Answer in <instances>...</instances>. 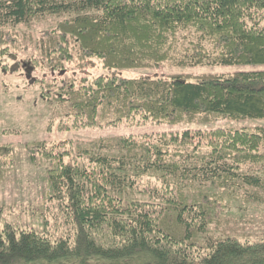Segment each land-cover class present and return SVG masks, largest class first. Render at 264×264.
I'll return each instance as SVG.
<instances>
[{
  "label": "trees",
  "instance_id": "obj_1",
  "mask_svg": "<svg viewBox=\"0 0 264 264\" xmlns=\"http://www.w3.org/2000/svg\"><path fill=\"white\" fill-rule=\"evenodd\" d=\"M47 20L38 37L17 35ZM27 48L32 69L54 72L92 58L106 69L262 68L264 0H0V59ZM44 84L48 132L182 129L0 143L1 181L18 151L46 181L41 228L0 219V264H264L263 217L245 227L228 212L264 205V126H210L264 120V70Z\"/></svg>",
  "mask_w": 264,
  "mask_h": 264
},
{
  "label": "rangeland",
  "instance_id": "obj_2",
  "mask_svg": "<svg viewBox=\"0 0 264 264\" xmlns=\"http://www.w3.org/2000/svg\"><path fill=\"white\" fill-rule=\"evenodd\" d=\"M52 20L32 23L20 26L17 35H32L38 37L43 31L53 27ZM20 44L25 42L19 40ZM32 50L18 51L14 58L0 59V86L6 87L0 93V143L11 144L14 149L22 151L25 143L46 140L47 142L89 141L98 138H116L128 135L141 136L146 134H161L164 132H180L182 127L165 124H146L142 126H116L96 127L90 129L70 130L57 132L52 129L47 131V121L51 116L50 110L42 102L40 93L44 82L77 80L81 78L92 79L94 77L109 78L118 76L123 78L149 77L155 78L165 74H183L198 76L201 74H227L252 70H264L262 68L248 67H197L176 68L157 66L144 69H106L96 58H92L89 64L77 68L74 63L67 64L63 71H49L44 68L30 67L29 57ZM13 65L18 71L5 70V66ZM223 126L231 128H246L254 130L258 126H264V120L260 121H230L218 120L210 126ZM11 131V132H10ZM15 158H19L15 170H12L4 181L0 180V219L6 223H18L23 229L41 228L43 203L46 198V181L44 169L34 167L23 161V153L16 152ZM2 179V178H1ZM233 222L246 223L245 227H252L249 221L264 220V205L256 209H240L238 204L231 205ZM262 213V214H261ZM261 214V215H260ZM251 219V220H250ZM256 227H259L255 224Z\"/></svg>",
  "mask_w": 264,
  "mask_h": 264
}]
</instances>
